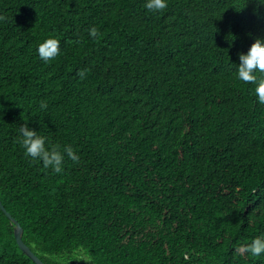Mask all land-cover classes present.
<instances>
[{
    "label": "trees",
    "instance_id": "1",
    "mask_svg": "<svg viewBox=\"0 0 264 264\" xmlns=\"http://www.w3.org/2000/svg\"><path fill=\"white\" fill-rule=\"evenodd\" d=\"M144 3L0 0V199L47 264H264L239 251L264 234V105L235 65L264 6ZM25 123L79 161L26 157ZM0 264H37L1 207Z\"/></svg>",
    "mask_w": 264,
    "mask_h": 264
},
{
    "label": "clouds",
    "instance_id": "2",
    "mask_svg": "<svg viewBox=\"0 0 264 264\" xmlns=\"http://www.w3.org/2000/svg\"><path fill=\"white\" fill-rule=\"evenodd\" d=\"M258 5L264 6V0H256ZM144 7L152 12H159L168 7V0H145ZM89 36L96 39L99 31L96 27L89 29ZM37 54L44 62H49L61 53L60 39L55 35L45 37L37 46ZM239 63L235 64L236 78L244 83L254 84L256 102L264 105V37L255 38L248 51L238 54ZM78 75L81 79L85 77V71L81 70ZM41 110H46L48 104L41 101ZM18 143L24 151L26 157L34 161H41L44 168H52L59 173L63 170L65 157L73 162L79 161V156L73 147L58 143L37 132L28 126L27 123L20 125L18 129ZM240 252H247L251 257H258L264 254V234L254 237L249 244L239 249Z\"/></svg>",
    "mask_w": 264,
    "mask_h": 264
},
{
    "label": "water",
    "instance_id": "3",
    "mask_svg": "<svg viewBox=\"0 0 264 264\" xmlns=\"http://www.w3.org/2000/svg\"><path fill=\"white\" fill-rule=\"evenodd\" d=\"M0 207L1 209L8 215V217L11 219V221L15 224V236L16 240L21 247V249L26 253L30 258H32L37 264H47L45 261L41 259L33 250L32 248L24 241L23 239V233L24 228L20 224V222L12 215L11 212H9L0 199Z\"/></svg>",
    "mask_w": 264,
    "mask_h": 264
}]
</instances>
